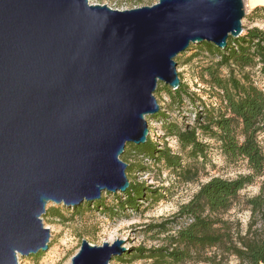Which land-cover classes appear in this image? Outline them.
Returning <instances> with one entry per match:
<instances>
[{"label": "water", "instance_id": "obj_1", "mask_svg": "<svg viewBox=\"0 0 264 264\" xmlns=\"http://www.w3.org/2000/svg\"><path fill=\"white\" fill-rule=\"evenodd\" d=\"M244 0H0V264L49 248V201L93 202L130 186L127 143L146 144L175 58L243 33ZM123 239L82 241L69 264H110Z\"/></svg>", "mask_w": 264, "mask_h": 264}, {"label": "trees", "instance_id": "obj_2", "mask_svg": "<svg viewBox=\"0 0 264 264\" xmlns=\"http://www.w3.org/2000/svg\"><path fill=\"white\" fill-rule=\"evenodd\" d=\"M253 12L264 23V5H257ZM200 44L208 49L200 52L214 57L202 70L201 79L211 90L214 89L213 96L219 100L220 108L216 113L208 114L204 113L203 106L202 109L198 106L199 109L194 108L190 116V123L176 122L164 112L152 116V119L161 121L167 134L177 138L178 148L188 149L191 157L203 159L208 141L215 140L230 161L245 159L251 172L230 179L211 177L174 214L170 223L179 225V228L173 234H167L166 243L157 248H139L136 252L151 260L150 264H184L196 258L216 264L215 260H221L218 255L225 253L235 255L241 264H264V225L255 227L260 220L264 224V146L260 140L264 134V89L256 85L254 74V69L258 68L264 79V28L254 26L238 38L230 36L224 49L207 41ZM164 88L174 104L183 103L185 98L194 102L201 99L189 92L182 80L177 89L167 84ZM157 91H160L159 84ZM146 144V148H139V145L127 143L121 158L125 162L132 157L139 160L137 164L128 163L127 172L145 170L141 162L142 156H146L152 161L163 162L186 182L196 178L192 168L183 164L181 154L173 153L168 146L154 147L150 138ZM257 178H261L258 194L246 199L252 221L245 234L234 232L222 214L235 205L241 190L254 184ZM148 193L152 200L162 198L160 190L130 182L118 205L121 209H137L139 200L147 199ZM178 219L184 220L181 225ZM166 225L167 222L157 227L160 232L168 233L172 229ZM212 249L217 251L207 258ZM122 256L113 259L120 260Z\"/></svg>", "mask_w": 264, "mask_h": 264}, {"label": "rangeland", "instance_id": "obj_3", "mask_svg": "<svg viewBox=\"0 0 264 264\" xmlns=\"http://www.w3.org/2000/svg\"><path fill=\"white\" fill-rule=\"evenodd\" d=\"M159 0H89L90 3L106 4L114 9H131L146 5H153ZM245 16L242 18L243 34L254 26L264 28V23L260 17L254 14L253 9L257 5H264V0H244ZM205 46L191 44L189 50L179 54L175 60L178 62L177 70L181 74V80L189 87V92H193L196 98H201L196 102L185 98L183 103H173L170 93L164 88V83H159L160 91L154 94L162 105L165 114H169L176 122H191L194 108L203 106L204 113H216L220 108L219 100L213 96L214 89H210L204 84L201 75L202 70L210 64L212 59L202 52L207 51ZM202 51V52H200ZM213 54V52H211ZM214 56V54H213ZM226 73V71H224ZM256 85L264 89V79L260 76L258 68L254 69ZM152 132L151 141L154 147L165 148L167 140L165 136H170L164 129L162 123H156L149 116H146ZM166 134V135H164ZM264 146V134L260 136ZM206 156L193 158L188 149L171 148L173 153L181 154L186 167H191L196 174L193 181L186 182L179 178L176 173L168 169L163 162L142 161L145 167L143 171L127 172L130 182L142 183L149 189H158L162 198L158 201L152 200L148 193L147 199H140L137 209H121L118 201L123 197V192H106L102 197L93 202L84 201L81 206H66L62 203L49 201L46 212L42 214L44 226L50 228L51 236L49 248L37 254L23 256L18 254V264H69L71 258L76 254L84 239L91 244L102 245L104 242L112 243L116 239H123L124 246L128 250L123 253L122 258L113 259L110 264H150L151 260L140 257L136 250L139 248H157L166 243L167 234H173L179 225L171 224L174 214L178 212L180 206L188 202L198 191L201 184L211 177L220 176L223 178H236L241 174L251 172L247 161L239 159L230 161L222 152L220 144L215 141H208ZM162 144H165L163 146ZM139 148H146L147 144H141ZM122 157V156H121ZM138 158L132 157L127 163L137 164ZM261 185V178H257L254 184L247 186L240 192V197L235 205L222 214L223 220L229 222L234 232L240 231L245 234L252 217L246 199L258 194ZM183 219H178V224L183 223ZM167 222L168 233L160 232V224ZM263 222L260 220L255 227L262 228ZM264 233V230H263ZM217 250L212 249L206 255L213 256ZM220 253V252H217ZM216 255V254H215ZM221 260H215L216 264H241L240 260L233 254L225 253L218 255ZM184 264H214L213 261H203L194 259Z\"/></svg>", "mask_w": 264, "mask_h": 264}, {"label": "built area", "instance_id": "obj_4", "mask_svg": "<svg viewBox=\"0 0 264 264\" xmlns=\"http://www.w3.org/2000/svg\"><path fill=\"white\" fill-rule=\"evenodd\" d=\"M161 107H162V105H161ZM199 108L200 109H202L201 108V106H199ZM162 110H163V107H162ZM161 110V112H164V111H162ZM194 117H195V114L193 115V120H194ZM155 121V120H154ZM156 123H162L161 121H157ZM165 135V134H164ZM149 138H152V132H151V130H150V136H149ZM165 139L167 140V142H166V145L169 147V148H177L178 147V141H177V138H175V137H172V136H165ZM163 146H165V144H162ZM171 149V150H172ZM142 158H143V160L144 161H152L150 158H148V157H146V156H142Z\"/></svg>", "mask_w": 264, "mask_h": 264}]
</instances>
